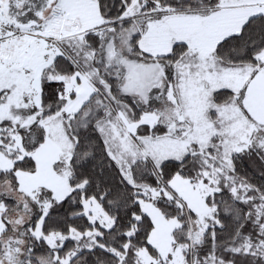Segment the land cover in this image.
Segmentation results:
<instances>
[{"label": "snow or ice", "instance_id": "1", "mask_svg": "<svg viewBox=\"0 0 264 264\" xmlns=\"http://www.w3.org/2000/svg\"><path fill=\"white\" fill-rule=\"evenodd\" d=\"M0 264H264V0H0Z\"/></svg>", "mask_w": 264, "mask_h": 264}]
</instances>
